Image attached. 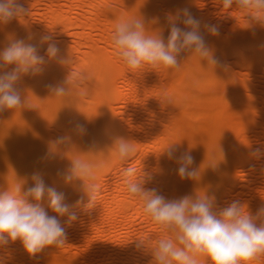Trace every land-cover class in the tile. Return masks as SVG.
Returning <instances> with one entry per match:
<instances>
[{"label":"rangeland","instance_id":"obj_1","mask_svg":"<svg viewBox=\"0 0 264 264\" xmlns=\"http://www.w3.org/2000/svg\"><path fill=\"white\" fill-rule=\"evenodd\" d=\"M22 2L25 4L26 7L29 8V14L26 16H19L17 19L14 20V21L17 20L18 22L23 21L19 23L20 26L17 25L18 24L17 22H14L17 24L15 27L11 28L12 26H14L13 21H11L10 28H8L7 30V27H9V23L0 24V51L2 47L6 48L11 41L17 38H26V36L34 34L33 32L35 31L37 34V41H32L31 43H37L41 32L42 33L45 32L46 29L47 31H51L48 30V28L51 29L52 27L51 28L47 27L51 25L50 16H52V12L48 7L49 0H22ZM54 2L55 4L53 6L55 7V9L58 10L60 13L62 12V14L68 12L69 16L72 18L70 21L73 22L72 23L73 25H71V27L69 28L67 27L66 20L64 18H61L59 19V21L61 22L60 23L58 22L59 25L55 26V29L52 28L51 32H46V33H52L56 37L61 47V54L62 56L65 57L67 61L64 64H58L54 60L53 63L54 66L59 65L57 66L58 70H56L57 72H59L61 76L59 81L60 82L64 80L67 81L66 84L67 94L52 95L50 91L44 86L48 83H53L55 85L56 83L59 82V81H56V83L51 82L53 77H55L56 75L54 69L52 71L47 72L45 76L46 78L43 77L44 79H40V75L36 77L26 76V78L28 79L26 80V82L23 81V79L25 78L24 77L22 78L21 82L18 83L17 87L21 90L22 95L27 98V102L20 109L18 108L17 110L0 111V187H1L0 190H6L7 188L12 189L16 187L19 183H23V182H26L25 187L31 185L32 184L31 174L33 173V171L39 170L44 174L45 182L50 185L54 183L58 191H64L66 193V196L68 197L67 200L71 198V200L67 202L69 204H73L77 199V193L79 191V184L81 183V181H76V184L71 187L65 185L63 180L56 176V173L58 169H63L69 166L68 163L72 162L73 160L72 158L74 159L79 158V159L87 160L94 165H99L95 173L94 183L98 185L100 191L96 197V203L91 208L85 209L83 207H77L72 209L78 214L79 220L72 223L71 226H66L68 239L63 247L61 248H57L55 246L47 247L41 253H39L36 258H29V256H27L25 260H23L22 255L19 253L13 259L9 258L8 260L7 255H8L9 247L7 249H0V257L6 258V264H63V263L64 264H120V263L130 264L131 262H135V260L137 264H154V261H151V258H149L150 252H148L147 249L154 248L160 239H167V237L169 238L171 234L167 230H165L161 225L155 224L156 222H154L151 219V217L145 213L143 208L144 205L139 206L140 204L138 202H140L141 200L139 199L138 201V198L133 197L128 192L125 180L122 176V172L123 169L128 167L129 165L135 169L136 176H142L143 171L153 173L155 175V181L147 186L156 187L161 194L165 195L166 198L169 199L176 198L175 194H178V196L180 197L186 194H190L193 196L197 195L203 198V196L205 195L203 193L206 192L209 194L214 193L216 196V207L213 209V211H219L223 207L227 206V204L233 199H239L245 205L247 206L249 205L248 208L250 209V211L253 210L255 211L254 208L258 206L259 201L264 203L263 201L264 199H262V197L264 198V160H253L249 156L248 148L244 152L243 150L237 149L235 147L236 143L234 144V139H236V134L234 128L232 127L231 121H229L230 120L229 116L219 121L212 119L210 116H201V115L195 117L194 118L195 120L193 118L188 119V121H190L192 124L196 126L194 128H188L183 123L178 124L175 120L168 118L167 116L169 114L168 111H171L170 109L171 108L173 109L175 107L174 101H172L173 100L172 99L161 102L162 98L159 99L158 93H160L159 91H163V90H164L163 94L168 93L167 90H169V92L171 90L168 88L172 87L169 85L172 84L173 86L177 85L178 82L176 83V81L179 80L177 78L178 77L177 75L182 72L180 68H176L177 70L175 69L174 71L175 73L172 72L171 74V72H168L167 74L166 71V73L164 74V71H162L163 68L161 67L152 68L149 66H145L146 67L145 75L142 79H140V81L141 80L142 81L140 82L138 79L137 88L135 89V91L131 92L132 94H129L130 96L131 95L133 96V97L131 96L133 99H131V97L129 96L130 97L129 99H131L133 102L132 101L126 102L127 100H129L126 98L128 96L125 95L126 87L123 88V86H126V84L124 82H120L122 81L120 79V75L116 74L119 73L120 67L126 64L120 58L117 50L114 47L113 41H111L116 27L112 29L113 27L111 26L110 23H108V21H110V18L113 14H119L126 8L124 7L126 0L125 1L114 0L108 3L106 1V3L97 6L95 4L96 3L95 0L94 1L93 0L92 1L91 0H54ZM140 4H142V6L145 7L140 6L138 8H135L136 11L133 10L132 14L134 13L136 15L137 13V15L140 16L139 18L145 20L144 23H148L149 21L152 20L157 21L156 19L157 16V18H159L158 20L160 21L159 24L160 27L159 25H157V23H156L157 26L155 25V27H158V30H160L159 32L165 34H168L166 32H168L169 15L176 14L180 9H184V8H188L193 13V15L201 18L203 21L220 24L221 38L220 37L215 38L210 36L203 29V27L201 28V33L204 34V36L206 35L205 39L206 41H208L213 45L215 49V53L217 55L222 54L220 55L222 56V58H219L220 62L223 64L222 65L220 63L222 67L220 65L212 66L211 64H208L206 61H201L200 57L196 55L193 51L185 50L184 53L183 52L181 53V55L183 54L182 56L180 54L178 56L179 58L181 56L182 59H186L185 61L179 59L178 62L181 64L187 63L189 73L190 74L193 73L192 76L193 78H191L190 76L188 80H185L184 83H182L183 85L179 84L178 86L179 87L182 86L186 91H190L192 93L193 90H195L194 94H196L198 97L196 99L197 102H195V100L193 99H191L192 101L191 102L186 95L185 97L181 96L180 100L182 104L184 101L183 105L185 107L188 108L190 106L189 108H191L192 105V107L197 108V109L195 108L196 110L200 108L199 111H202L201 108H208L211 111L216 110L218 108V104L220 105V102L222 100L220 101L217 99L216 92L214 91L226 95L228 92H230L229 94H232L234 92L235 93L237 92L238 94H242L241 93L242 91L243 94L247 93V95L244 94L245 95L244 98H246V96L247 98H249L248 96L254 95L251 96L253 99V101L251 100V102L252 104L255 102L258 104L255 103L253 104L254 106L252 107L257 108V111H260V113L264 115V93H263L264 70L262 69L264 68V14L259 15V21H258L251 16V14L255 15L254 13L249 14L250 10H241L236 4V0H233V7L231 10L222 7V0H161V1L140 0ZM122 8L123 10H120ZM70 11L72 14L70 13ZM170 11L171 13L169 14ZM166 13L168 14L166 15ZM138 16L136 17L137 19ZM148 16L150 20L146 19ZM66 19H70V18L68 17ZM24 20H29L30 23H28L27 30L23 31L21 29V24L25 23ZM92 20L98 21L97 23L101 24L103 27L101 25H96V27L88 26L89 21L91 22ZM127 20H131V17L127 18ZM254 22L255 24H257L258 22V24L255 25ZM239 23L241 25L243 23L246 24V27L242 25V28L244 27L247 30L243 28L245 30L243 32V30L239 28L241 27ZM46 24L47 26L45 28ZM84 24L85 26H87L86 29L84 27ZM104 25L107 26V27L105 26L106 29L104 28ZM235 25L237 26L239 25L238 27L240 29L239 33L241 34L238 33L239 35L237 34V36L235 35L232 36L230 32L233 31L231 29H236L233 28L236 27ZM3 26H4V30H3ZM256 26L259 28H257ZM57 27L60 28L58 29ZM181 27H183V25H181ZM43 28L45 31L43 30ZM65 28L67 30H65ZM12 29L13 30L18 29L19 32L12 31ZM156 30L157 29L155 30L152 29L150 36L155 37L156 35H158L157 34L158 31L156 32ZM83 31L85 32V34L82 33ZM9 32L10 34H12V36L9 34ZM22 32L23 34H21ZM64 32H66V34ZM154 32H156V35H154ZM261 37L263 38V40L261 39ZM224 39H227L225 40L226 42H224ZM244 41L246 42V44L244 43ZM87 42H89L88 44L91 43V45H95L96 50L100 48L99 51L105 52V50L107 49L112 59L115 58L114 61L112 60L113 63L111 62V64L108 67L106 66V68L105 65H102L101 68H100L101 65H99V67L95 66L96 70L94 66L89 67L90 69L89 68L83 69L81 67L82 62L80 63V61L78 60L81 57H83V55H88L90 53V50L91 51L93 50L91 46H87L88 44H85ZM219 42H221L222 44ZM237 42L238 43L240 42V45ZM95 43L99 46V48ZM3 44L4 46H2ZM225 46H226L225 49H228L227 50L228 52L223 51L225 50L224 49ZM46 47L47 45H44L40 49L41 55H45ZM73 47H75L76 50L71 51ZM241 48H243V50L242 51L240 50V52H244V53L238 52L239 50L237 49H241ZM256 48L259 51L255 50V52H253L254 49ZM250 50L252 52L249 53ZM229 52L230 54H228ZM256 53L257 54L260 53V54L256 55L255 57L254 54ZM231 54L233 55V57L234 55L236 56V58L234 57L236 60L238 59L237 55L239 56L241 54H242V58H245L246 60L248 59L253 60L255 58L254 63H249L250 65H247L248 62L246 64V61L244 63H241L242 65H237L238 67H236L234 64L235 66L234 71L239 73L240 79L237 76L238 74L236 75L234 72H232V67L234 68V66H232L233 57L229 56ZM224 57H226L227 59H224ZM261 61L263 62L262 68L259 64V62ZM227 65L229 67H227ZM258 65L260 67H258ZM11 67L12 66H9V68ZM61 67H63V69ZM75 67L77 68V70L75 69ZM113 67L116 71L118 69V71L115 72ZM78 69L83 71L82 72L78 71ZM5 70H10V69H5ZM53 72L55 73V75ZM137 73H138L137 76H139V70L137 71ZM79 74H83L84 78H86V81L81 82V86L80 83H78L77 80L75 79V77ZM173 74H176L175 75L176 78L174 77V81L176 79L175 83H173L174 81L172 80ZM212 77L214 78L213 79L214 81L215 80L217 81V83L212 81L211 79ZM223 77L227 79V82L220 81V78ZM241 77L243 79H241ZM194 78H196V80H198L199 82H197ZM210 79L212 82L209 81ZM34 80L38 81L41 85L38 84L37 87L32 91L28 86V83H32V81L36 82ZM234 82L237 83L231 84ZM123 83L125 85H123ZM250 83L253 84L251 85ZM78 84L80 87H78ZM88 84H91L92 88ZM157 84L158 87L159 88L161 87L162 90H159ZM218 84H222V85L219 86ZM186 85L187 87L190 85V87L188 88L191 89H188ZM86 87H90V89L89 88L86 89ZM249 88L252 90L250 91ZM146 89L150 90L151 93L149 94L144 93L143 90L145 91ZM155 89L159 91L154 92ZM34 93L36 95L38 93V95L36 96ZM152 93L154 95H152ZM171 93H173V95L175 94L174 96L172 95V98L178 95L177 90L176 91L171 90L170 94ZM150 94L154 97H150ZM95 95L99 96L98 102L92 101L94 98V97L92 98V96ZM120 95L122 96L120 97ZM204 95H207V98H210L211 95H213V97L211 96V98L208 100ZM214 95L217 100L214 98ZM161 96L162 94L160 95V97ZM228 96L229 95H227L226 98L229 100L230 97ZM242 96L241 95L235 96L234 99H230L229 101L226 100V98H224L223 104L226 101V103L224 104L226 108H230V110L234 108L235 112L233 111L232 112L236 114L237 109L239 110L242 104H244L243 102L245 103L247 102L246 100L244 101V98ZM104 97L106 98L107 101L104 100L105 99ZM146 97L148 99L150 97V99L146 100ZM134 98L136 99L134 100ZM85 99H87V101L88 99L91 101L85 102ZM82 102L83 103L85 102L86 107L84 106V104H82ZM87 103H89L90 107L91 106L93 107L91 108H89V106L87 107L88 105ZM187 103L189 104V106ZM110 104L111 106H109ZM235 108L237 109L235 110ZM195 109L191 108L189 110L195 111ZM82 112L84 114H82ZM153 112L157 117L152 116V114L154 115ZM80 113L82 114V116L85 115L83 119H81V117H78ZM158 113L160 114L158 115ZM163 115H166L167 118ZM88 117H90V119ZM120 118L121 119L123 118V120H121ZM163 118H165V120H163ZM85 119L86 122L83 121ZM77 120L87 124L88 126L87 136L78 137L74 133H72L71 131L72 123L76 122ZM112 120H113V124L115 123L116 125L114 124L113 126L112 123L111 124L109 123ZM198 120L199 122H197V124L198 123L199 124L197 126L196 121ZM122 123L126 126H124ZM161 123L162 126H160ZM171 124L172 126L178 128V130L180 128L179 131L182 133L179 136L180 138L174 135V137H172L171 144L165 143V146L163 147L164 143L163 144L159 143L155 147V150L149 147L148 149L150 150V152L147 150V147H145L146 150L145 148L144 150L143 149L139 150V148L143 144L141 142L144 140L145 136H147L150 132L152 137L155 135L154 138L155 137L159 138L158 139L159 142L162 139L165 140L164 135L166 133L164 132L165 130L166 132L167 130H169ZM199 125L201 126L199 127ZM111 126L112 128H114L113 130ZM116 127L119 128L117 129L118 131H115ZM256 128L257 127L254 126V128L248 130L249 132L247 133L245 132L244 134L243 141L247 138V140L244 141L247 147L249 146L248 141H250V145L264 144V137L261 138H259L260 136L258 137V133H256L257 131ZM156 129L158 132V136H156L157 133ZM194 129L196 130L194 131ZM60 130L61 133L59 134ZM109 130H111V132L108 133ZM114 131L118 133L115 135ZM67 132H69L70 134ZM53 133L55 134L56 137L68 134L72 137L71 142H69V144L65 143L67 146L65 144L53 145L52 141H54V139H52V137L50 138V135H53ZM152 133H154V135ZM186 133L188 136L190 134H194V138L191 137L193 139H187L188 136H186ZM231 133L234 135H232ZM113 134L115 135V137L113 136ZM132 135H133L132 137L133 140L131 139ZM183 135H185L186 137H183ZM109 136L110 138H108ZM124 137L125 139L127 137L131 139L135 151L131 159L124 162H120L117 159L116 154L113 150V144L116 138H124ZM188 138H190V136ZM228 138L231 139L230 143L228 141L229 140ZM226 139L228 143L226 142ZM232 140L234 147L231 145ZM174 142L175 144H181L183 149L190 150L191 154L195 158L196 163L194 166L200 169L199 175H197L194 179H184V180L178 178V176L176 175L174 177L175 180L173 179V177L171 180L167 179L170 180L171 183L170 182L166 183L167 181H164L163 183L159 181L160 180L159 178H157V176L162 177L161 174L163 173L164 175V173H166L167 170L166 168L167 165L165 163L167 159L165 160L164 158L163 159L164 161L162 160L160 162L162 157H164L161 154H163L165 150ZM106 143H107V147L105 146ZM136 143L139 144L140 146L137 145ZM136 145L139 146V148ZM166 145H168V147ZM54 146H56V148ZM193 146H195V148ZM196 148L198 149L196 150ZM151 150L153 151V153L151 154L153 157L151 158V156L150 157L148 156V158L151 159L148 158L147 160L143 159L145 156L144 154L151 153ZM49 151L55 153V156L42 159L43 157H45V154ZM154 152L156 153L157 156L155 155ZM69 153H72L71 157ZM65 154L68 155L65 156ZM66 157L71 158L72 160L69 159L70 161H68L67 160L68 158ZM97 159H99V161ZM149 160L152 161V162L150 161L152 163L150 165H149L150 163ZM100 172L102 175L100 174ZM99 174L101 175L100 177ZM214 175L221 177L220 179L222 180L220 181L221 184L220 183L217 184L216 182H214V178H216V176ZM210 179L211 180L213 179L212 180L213 182ZM159 186L161 189L159 188ZM118 194L119 195L121 194L120 197L117 196ZM116 197L117 199L119 197V200H117ZM119 202L120 205L118 204ZM113 206H118V207L114 208ZM138 207H140L142 210V211L141 210L138 211L139 214L137 211L135 213V210L136 208L138 209ZM117 208L122 212L121 211L117 212L118 210ZM112 211H114L115 213ZM105 217L109 219H106ZM61 220L62 223L66 222L67 217H63L61 218ZM260 222H261L260 220H257L258 224ZM135 240L146 241V250L142 252L137 251L135 249ZM22 249L23 247H21V251ZM58 255H60V258ZM62 255L64 256V258L62 257ZM56 256L58 257V260L56 259L57 258ZM146 256L148 260L146 259ZM134 257L135 259H133ZM132 259L133 261H131ZM197 260H198V264H211V261L203 256L197 257ZM246 264H264V255L260 256L258 259L246 262Z\"/></svg>","mask_w":264,"mask_h":264},{"label":"clouds","instance_id":"obj_2","mask_svg":"<svg viewBox=\"0 0 264 264\" xmlns=\"http://www.w3.org/2000/svg\"><path fill=\"white\" fill-rule=\"evenodd\" d=\"M236 4L241 10H250L249 14L254 12L251 16L256 20L264 14V0H236ZM222 7L231 10L233 0H222ZM28 14L29 8L22 0H0V24ZM168 20L166 38L162 32L155 37L147 35L142 18L124 20L116 25L113 44L129 69L178 68V56L185 50L193 51L201 61L212 66L220 65L213 45L201 33L203 27L210 36L219 38V23L203 21L188 8L180 9ZM31 41H37V34L17 38L0 51V111L17 110L25 105L27 98L17 87L23 77L41 75L50 61L67 62L52 33L39 35L37 43ZM44 45H47L45 55H41ZM75 79L86 81L83 74ZM66 84L64 80L55 85L48 83L45 87L52 95H66ZM71 131L78 137H85L88 126L76 121ZM71 139L70 135L58 136L52 144L69 143ZM113 150L120 162L131 159L135 151L131 140L125 138H116ZM248 152L251 159L264 160V144L249 145ZM162 155L175 161L174 171L180 179H194L199 175L194 156L181 144L170 145ZM54 156L55 153L49 151L42 159ZM98 167L77 158L69 166L57 170L56 176L65 185L72 187L76 181H81L73 204L67 202L66 193L58 191L54 183L47 184L39 170L31 174V185L25 187L26 182H23L12 189L0 190V249H7L19 241L29 258H36L47 247H63L68 239L66 226L79 220L72 209H87L96 203L100 191L94 183ZM122 176L130 195L143 201L145 213L171 234L167 239H160L154 248L147 249L154 264H198L200 256L206 257L211 264H246L264 255V203L253 213L242 201L233 199L219 211H213L216 207L214 193L206 192L203 198L186 194L169 199L156 187L147 186L155 181L151 172L143 171L142 176H136L135 169L129 165L123 169ZM63 217H67V221L62 223ZM257 220L261 222L258 224ZM135 249L146 250V241L135 240ZM0 264H6V258L0 257Z\"/></svg>","mask_w":264,"mask_h":264},{"label":"bare ground","instance_id":"obj_3","mask_svg":"<svg viewBox=\"0 0 264 264\" xmlns=\"http://www.w3.org/2000/svg\"><path fill=\"white\" fill-rule=\"evenodd\" d=\"M92 1V0H91ZM94 1V0H93ZM106 1H107V3L108 2H111V1H114V0H95V4H96V6L97 5H101V4H104V3H106ZM123 1H125V0H123ZM158 1H161V0H158ZM58 2V1H57ZM48 3V2H47ZM46 3V4H47ZM128 3V4H127ZM154 3V2H153ZM156 3V2H155ZM49 4V5H48ZM47 5H48V7L50 8V10H51V12H52V16H50L51 17V22H50V24L51 25H49L47 22V24L49 25V26H47V24L45 25V28H46V26L47 27H52L53 29H55V26H58L59 25V23L61 22V21H59V19H61V18H64L65 20H66V22H67V27H71V25H73L72 23L73 22H71L70 20L72 19L70 16H69V14H68V12L66 13H63L62 14V12L60 13L58 10H56L55 9V7L53 6L54 4H55V2H54V0H49V3H48ZM57 4V3H56ZM123 4H124V2H123ZM146 4V3H145ZM127 5V6H126ZM148 5V4H147ZM166 5V4H165ZM140 6H142V4H140V0H126V3L124 4V7H126L124 10H123V8L122 9H120V10H123L121 13H119V14H113L114 13V11H113V15L111 16V18H110V21H108V23H110L111 24V26L113 27L112 29H114V27H116V25L119 23V22H121V21H124V20H127V18H129V17H131V19H137L136 17L138 16L137 15V13H136V15L133 13L132 14V11L133 10H135V8H138V7H140ZM168 6V5H167ZM54 7V8H53ZM142 7H145V6H142ZM147 7V6H146ZM118 8V7H117ZM153 8V7H152ZM195 8V7H194ZM178 9V8H177ZM63 10V9H62ZM136 11V10H135ZM48 12H49V10H48ZM70 13H71V11H70ZM171 13V11L169 12V14ZM254 13V12H253ZM51 14V13H50ZM68 14V15H67ZM72 14V13H71ZM168 13H166V15H167ZM255 14V13H254ZM142 15V14H141ZM170 16V15H169ZM70 18V19H66V18ZM139 17L140 16H138V19H139ZM145 17H146V15H145ZM76 18V17H75ZM74 18V19H75ZM20 19V18H19ZM22 19V18H21ZM26 19V18H25ZM146 19H148V20H150L149 19V16L146 18ZM156 19H157V21H149L148 23H145V26H146V29H147V35H149L150 36V33H151V30L153 29V30H155V29H157L156 30V32L158 31V33L157 34H159V31L160 30H158V27H155V25H156V23H157V25H159L160 24V21L158 20L159 18H157V16H156ZM155 19V20H156ZM64 20V21H65ZM68 20V21H67ZM63 21V20H62ZM73 21V20H72ZM145 21V20H144ZM259 21V20H258ZM14 22H17V23H14ZM20 22H23V21H14L13 20V25L14 26H12V24H11V28H13V27H15L16 26V24L17 25H19V23ZM24 22L25 23H23V24H21V29L24 31V30H27V28H28V23H30L29 22V20H24ZM59 22V23H58ZM79 22V21H78ZM85 22V21H84ZM98 21H96V20H92L91 22L89 21V24H88V26H90V27H93V26H95L96 27V25H101V24H98L97 23ZM261 22V21H260ZM62 23H65V22H62ZM61 23V24H62ZM100 23V22H99ZM103 23V22H102ZM163 23V22H162ZM162 23H161V25H162ZM77 24V23H76ZM76 24H74V25H76ZM169 24V23H168ZM240 24V23H239ZM254 24H255V22H254ZM257 24H258V22H257ZM257 24H255V25H257ZM156 25V26H157ZM242 25H244V27H246V24H242ZM242 25L240 24V26L241 27H239V25L237 26V25H235L236 27H233V28H236V29H231V30H233L232 32H230V34H232V36L233 35H235V36H237V34L240 32V29H242L243 30V32L245 31L244 29H246V28H242ZM5 26H7V25H5ZM20 26V25H19ZM32 26V25H31ZM102 26V25H101ZM106 25H104V28L106 29V27H105ZM169 26V25H168ZM250 26V25H249ZM248 26V27H249ZM258 26H260V25H258ZM74 27V26H73ZM72 27V28H73ZM84 27H85V29H86V27L87 26H85V24H84ZM103 27V26H102ZM152 27H154V28H152ZM159 27H160V25H159ZM240 29H239V28ZM257 27V26H256ZM8 28H10V23H9V27H7V30H8ZM17 28V27H16ZM42 28V27H41ZM52 28L51 29H49L48 28V30H51L52 31ZM58 28V27H57ZM57 28H56V30H57ZM60 28V27H59ZM58 28V29H59ZM63 28V27H62ZM109 28H111V27H109ZM252 28V27H251ZM257 28H259V27H257ZM19 29V28H18ZM13 30L12 29V31H18L19 32V30ZM64 29V28H63ZM3 30H4V26H3ZM43 30H44V28H43ZM65 30H67L66 28H65ZM65 30H63V31H65ZM110 30V29H109ZM247 30V29H246ZM12 31H10V32H12ZM45 31V30H44ZM51 31H47V29H46V31L45 32H43L44 34H47L46 32H51ZM10 32H9V34H10ZM156 32H154V35H156ZM228 32V33H229ZM33 33H35L36 34V31L35 32H33ZM42 32H41V34H43ZM65 34H66V32H64ZM82 33H84L85 34V32L83 31ZM166 33H168V32H166ZM260 33V32H259ZM15 34V33H14ZM16 34H17V32H16ZM15 34V35H16ZM21 34H23V32L21 33ZM40 34V35H41ZM164 34V36H165V38L167 37V35L168 34H165V33H163ZM229 34V35H230ZM239 34H241V33H239ZM238 34V35H239ZM245 34V33H244ZM250 34V33H249ZM253 34V33H252ZM11 36H12V34H10ZM25 35V34H24ZM26 35H28V34H26ZM204 35V34H203ZM17 36V35H16ZM157 36V35H156ZM206 36V35H205ZM207 36H209V35H207ZM231 36V35H230ZM263 36V35H262ZM27 37V36H26ZM207 38V37H206ZM221 38V37H220ZM107 39V38H106ZM108 39H110V38H108ZM223 39V38H222ZM221 39V40H222ZM260 39V38H259ZM261 39L263 40V38L261 37ZM225 40H227V39H224V42H226ZM253 40V39H252ZM111 41H113V40H111ZM223 41V40H222ZM32 42V41H31ZM106 42V41H105ZM214 42H216V41H214ZM218 42V41H217ZM89 42H87V43H85V44H88ZM219 43H221V42H219ZM238 43V42H237ZM244 43L246 44V42L244 41ZM248 43V42H247ZM96 44V43H95ZM222 44V43H221ZM225 44V43H224ZM239 45H240V42L238 43ZM243 44V43H242ZM244 44V45H245ZM259 44V43H258ZM97 45V44H96ZM231 45V44H230ZM2 46H4V44L2 45ZM87 46H91V48L93 49L92 51L90 50V53L88 54V55H83V54H81V55H83V57H79L80 59L78 60V61H80V63H81V67L84 69V68H89V67H99V65H101L100 66V68L102 67V65H105V68H106V66L108 67L110 64H111V62H112V60L114 61V59H112V57H111V55H110V53H109V51L106 49L105 50V52H103V51H99V46H98V50H96V46L95 45H91V43L90 44H88ZM226 46H228V45H226ZM226 46L224 47V49L226 48ZM76 47V46H75ZM75 47H73V49L71 50V49H69V50H71V51H73V50H76V48ZM236 47V46H235ZM248 47V46H247ZM3 48L4 47H2L1 48V51L3 50ZM72 48V47H71ZM75 48V49H74ZM88 48H90V47H88ZM218 48H219V46H218ZM239 48H240V46H239ZM46 49V48H45ZM217 49V48H216ZM249 49H250V47H249ZM222 50V49H221ZM228 49H225V50H223L224 52L225 51H227ZM235 50V49H234ZM237 50H239L238 52H240V50L242 51L243 50V48H241V49H237ZM245 50V49H244ZM255 50H258L257 48L256 49H254V51L253 52H255ZM71 51H69V52H71ZM88 51V50H87ZM259 51V50H258ZM44 52V51H43ZM77 52V51H76ZM219 52V51H218ZM228 52V51H227ZM230 52H232V51H230ZM230 52L228 53V54H230ZM250 52H252L251 50L249 51V53ZM257 52V51H256ZM71 53H73V52H71ZM75 53V52H74ZM184 53V52H183ZM220 53H221V51H220ZM240 53H244V52H240ZM258 53V52H257ZM254 54L255 55V57H256V55H259V54ZM77 54V53H76ZM216 54V53H215ZM236 54V53H235ZM238 54V53H237ZM116 55H118V54H116ZM181 55V54H180ZM183 55V54H182ZM181 55V56H182ZM217 55V54H216ZM220 55H222V54H220ZM220 55H217V56H220ZM232 55V54H231ZM231 55H229L230 57H233V55L231 56ZM71 56V55H70ZM181 56H180V58L178 57V60L179 59H182L181 58ZM262 56V55H261ZM234 57L236 58V56L234 55ZM233 57V61L235 62H233L232 61V66H234V64H235V66L236 67H238L237 65H242L241 63H244L245 61H246V64H247V62H248V64L247 65H250L249 63H254V60H255V58L254 57H252V58H254L253 60H246L245 58H242V54L241 55H237V60L235 59ZM241 57V58H240ZM219 58H222V56H220ZM258 58V57H257ZM224 59H227L226 57H224ZM236 61H235V60ZM83 60V61H82ZM182 60H186V59H182ZM223 61V60H222ZM228 61V60H227ZM257 61V60H256ZM225 62V61H224ZM231 62V61H230ZM229 62V63H230ZM53 63H54V60L53 61H50V62H48L45 66H44V71H43V73L40 75V79H44L43 77H45L46 76V73L47 72H49V71H52L53 69L55 70V72H56V75H55V73H54V75H55V77H53V79L51 80V82H55L56 83V81H59L60 80V78H61V76H60V74H59V72H57L56 70H58V67L57 66H59V65H55L56 66V68H55V66L53 65ZM79 63V64H80ZM113 63V62H112ZM183 63V62H182ZM257 63V62H256ZM255 63V64H256ZM59 64V63H58ZM222 64V63H221ZM227 64V63H226ZM259 64H260V66H261V68H262V66H263V62L261 61V62H259ZM223 65V64H222ZM219 66V65H218ZM221 66V65H220ZM225 66V65H224ZM232 66H230V67H232ZM235 66H234V68L232 67V72H234L237 76H238V78H239V73H237L236 71H234V69H235ZM259 65H258V67H260ZM64 67V66H63ZM63 67H61L62 69H63ZM76 67H77V65H76ZM75 67V69L77 70V68ZM80 67V68H81ZM96 67H95V70H96ZM192 67V66H191ZM222 67V66H221ZM227 67H229L228 65H227ZM161 68H163L162 69V71H164V74L166 73V71H167V74H168V72H171V74H172V72H174L175 71V69L176 68H174V69H168V68H164V67H161ZM178 68H180L181 70H182V74L181 73H179L177 76V78L179 79H177L178 81H176V79H175V81H176V83H177V85H175V86H173V84L172 85H169V86H172V87H170V88H168V89H171V90H177V92H178V95H176V97H173L172 98V95H173V93H171L170 94V92H171V90H170V92H169V90H167V92L168 93H165V94H163V91H159V90H162L161 89V87L159 88L158 87V84H157V87L159 88V92L160 93H158V95H159V99L160 98H162V101L161 102H163V101H168V100H172V101H174V108L172 109H170L171 111H168L169 112V114H168V112H167V116H168V118H171V119H173V120H175L178 124H184L186 127H188V128H194V127H196L194 124H192L190 121H188V119H194L195 117H198V116H210L212 119H215V120H217V121H219V120H221V119H223V118H225V117H227V116H229L230 117V120L229 121H231V124H232V127L234 128V130H235V134H236V139H234V144H235V147L237 148V149H240V150H243L244 152L247 150V145L244 143V141H246L247 140V138L243 141V139H244V134H245V132L247 133V132H249L248 130H251L252 128H254V126H256L257 128V131H256V133H258V137L259 138H261V137H264V115H262V113H260V111H257V108H254V107H252V106H254L253 104H255V103H253L252 104V102H251V100L253 101V99H252V97L251 96H254V95H251V96H248L249 98H247V96H246V98H244L245 97V95H247V93L244 95L243 94V92L241 91V93L242 94H238L237 92L235 93H232V94H229L230 92H228L227 93V95H229L228 97H230L229 98V100L230 99H234L235 98V96H238V95H244V96H242L243 98H244V101L246 100L247 102L245 103V102H243L244 104H242V106L239 108V110L237 109V108H235V110L237 109V111H236V114H234L233 112H235L234 111V108H232L231 110H230V108H226V106L224 105L225 103H226V101L224 102V104H223V101H224V98H226V94H220V93H218L217 91H214V92H216V97H217V99L218 100H222L221 102H220V105L218 104V108H217V105H216V110H209L208 108H201L202 109V111H199V109L200 108H198V110H196L194 107H192V105H191V108L192 109H195V111H190L189 109H191V108H189L190 106H189V104H188V108L187 107H185L183 104H184V101H183V104H182V102H181V96H183V97H185V95L187 96V98L191 101V99H193V100H195V102H197V95L196 94H194V91L195 90H193V93L192 92H190V91H186L185 89H184V87H179L178 85L180 84H182V83H184V81L185 80H188V78H190V76H191V78H193L192 76H193V73H189V71H188V66H187V63H185V64H181L180 63V66L178 67ZM255 68V67H254ZM260 68V69H261ZM90 69V68H89ZM92 69V68H91ZM109 69V68H108ZM113 69H114V67H113ZM145 69H146V67H144L143 69H141V70H139V76H137L138 75V73H137V71L136 70H132V69H129L126 65H123V66H121L120 67V70H119V73H116L117 75L119 74L120 75V79L122 80V81H120V82H124L125 84H126V86H123V88L124 87H126V94L125 95H127L128 97H126L127 99H129L131 96L129 95V94H132L131 92H133V91H135V89L137 88V81H138V79H139V81H140V79H142L143 77H144V75H145ZM230 69V68H229ZM259 69V68H258ZM263 70H264V68H262ZM261 69V70H262ZM75 70V71H76ZM177 70V69H176ZM217 70V69H216ZM262 70V71H263ZM78 71H83V70H79L78 69ZM114 71L115 72H117L118 71V69H117V71L114 69ZM212 71V70H211ZM260 71V70H259ZM179 72V71H178ZM52 73V72H51ZM50 73V74H51ZM89 73V72H88ZM175 73V72H174ZM226 74V73H225ZM49 75V74H48ZM174 75V76H173ZM172 75V77H173V81H174V77L176 78V74H173ZM210 76H211V74H210ZM84 77V76H83ZM139 77V78H138ZM141 77V78H140ZM233 77V76H232ZM257 77V76H256ZM24 78V77H23ZM46 78V77H45ZM33 79V78H32ZM195 80H196V78H194ZM206 79V78H205ZM208 79H209V77H208ZM212 79V81H214L213 79V77L211 78ZM211 79L209 80V81H211ZM240 79V78H239ZM241 79H243L242 77H241ZM252 79H254V78H252ZM256 79H258V78H256ZM26 80H28L26 77L23 79V81H25L26 82ZM91 80H92V78H91ZM202 80V79H201ZM229 80V79H228ZM30 81V80H29ZM34 81H36V80H34ZM116 81V80H115ZM142 81V80H141ZM140 81V82H141ZM175 81L173 82V83H175ZM189 81H191V80H189ZM197 82H199L198 80H196ZM211 81V82H212ZM220 81H222V82H227V79L225 78V77H223V78H220ZM233 81V80H232ZM250 81H253V80H250ZM21 82V81H20ZM60 82V81H59ZM76 82V81H75ZM139 82V83H140ZM214 82H216L217 83V81L215 80ZM229 82V81H228ZM77 83V82H76ZM78 83H80V86H81V82H78ZM123 83V85H125ZM188 83V82H187ZM186 83V84H187ZM194 83V82H193ZM237 82H234V83H231V84H236ZM38 84H40L38 81H36V82H33L32 81V83H28V86L30 87V89L33 91V89H35L36 87H37V85ZM118 84V83H117ZM122 84V83H121ZM169 84V83H168ZM189 84H191V83H189ZM251 84V83H250ZM249 84V85H250ZM253 84V83H252ZM251 84V85H252ZM41 85V84H40ZM42 85H44V84H42ZM88 85H90V87H91V84H88ZM139 85V84H138ZM141 85V84H140ZM183 85V84H182ZM219 86L220 85H222V84H218ZM241 85V84H240ZM18 86V85H17ZM45 86V85H44ZM77 86V85H76ZM79 86V84H78V87H80ZM148 86V85H147ZM154 86V85H153ZM167 86V85H166ZM168 86V87H169ZM227 86V85H226ZM237 86V85H236ZM24 87V86H23ZM40 87V86H39ZM90 87H86V89L87 88H89L90 89ZM145 87V86H144ZM186 87H187V85H186ZM185 87V88H186ZM188 87H190V85L188 86ZM187 87V88H188ZM250 87V86H249ZM27 88V87H26ZM92 88V87H91ZM94 88H95V86H94ZM119 88V87H118ZM164 88H165V85H164ZM240 88V87H239ZM254 88V87H253ZM80 89V88H79ZM96 89H97V87H96ZM95 89V90H96ZM109 89V88H108ZM188 89H191V88H188ZM241 89V88H240ZM120 90V89H119ZM139 90V89H138ZM249 90L251 91L252 89H250L249 88ZM36 91H37V89H36ZM93 91V90H92ZM122 91V90H121ZM124 91H125V89H124ZM149 91V92H148ZM157 91V89H155L154 90V92H158ZM240 91V90H239ZM89 92V91H88ZM143 92L144 93H146V94H149V93H151V91L150 90H143ZM148 92V93H147ZM220 92H221V90H220ZM263 92V91H262ZM36 93V92H35ZM34 93V94H35ZM99 93H101V92H99ZM218 93V94H217ZM224 93H226V92H224ZM264 93V92H263ZM50 94V93H49ZM135 94V93H134ZM140 94H142V93H140ZM139 94V95H140ZM146 94H144V95H146ZM162 94V96L160 97V95ZM180 94V95H179ZM200 94V93H199ZM253 94H254V92H253ZM36 95V94H35ZM37 95H38V93H37ZM36 95V96H37ZM46 95V94H45ZM152 95H154L153 93H152ZM151 94H150V97H154V96H152ZM175 95V94H174ZM173 95V96H174ZM250 95V94H249ZM99 96H100V94H99ZM99 96H97V95H95V96H92V98H93V100L92 101H94V102H98L99 101ZM103 96V95H102ZM101 96V97H102ZM122 95H120V97H121ZM130 96V97H129ZM206 98H207V95H204ZM212 97H213V95H211ZM211 96H210V98H211ZM133 97V96H132ZM131 97V99H133ZM145 97V96H144ZM150 97H149V99H150ZM203 97V96H202ZM205 97H204V99H205ZM216 97H215V95H214V98L216 99ZM240 97V96H239ZM46 98V97H45ZM85 98V97H84ZM105 98V97H104ZM157 98V97H156ZM201 98V97H200ZM199 98V99H200ZM210 98H207L208 100L210 99ZM33 99H35V98H33ZM119 99H121V98H119ZM126 99V100H127ZM131 99H129V100H127L126 102H131L132 100ZM136 98H134V100H135ZM142 99V98H141ZM148 98L146 97V100H147ZM148 99V100H149ZM154 99V98H153ZM198 99V100H199ZM216 99V100H217ZM83 100V99H82ZM81 100V101H82ZM104 100H106V98L104 99ZM180 100V101H179ZM226 100H228L227 98H226ZM228 100V101H229ZM256 100V99H255ZM88 101L90 102L91 100H89L88 99ZM87 101V99H85V102H88ZM107 101V100H106ZM124 101V100H123ZM34 102V101H33ZM85 102L83 103L82 102V104H84V106L86 105L85 104ZM94 102H93V104H94ZM125 102V101H124ZM133 102V101H132ZM181 102V103H180ZM188 102V101H187ZM192 102V101H191ZM36 103V102H35ZM92 103V102H91ZM108 103H110V102H108ZM144 103H146V102H144ZM186 103V102H185ZM199 103V102H198ZM197 103V104H198ZM88 105H87V107L89 106V103H87ZM126 104H129V103H126ZM132 104V103H131ZM196 104V105H197ZM256 104H258V103H256ZM36 105V104H35ZM34 105V106H35ZM63 105V104H62ZM98 105V104H97ZM143 105H145V104H143ZM195 105V106H196ZM99 106V105H98ZM109 106H111V104L109 105ZM236 106V105H235ZM256 106V105H255ZM86 107V106H85ZM91 107H93V106H91ZM90 106H89V108H91ZM258 107V106H257ZM100 108V107H99ZM101 108H103V107H101ZM147 108V107H146ZM110 109V108H109ZM151 109V108H150ZM154 109H156V108H154ZM169 109V108H168ZM203 109H205V110H203ZM211 109H214V108H211ZM230 111H228V110ZM92 110V109H91ZM90 110V111H91ZM105 110V109H104ZM152 110V109H151ZM233 111V112H232ZM93 112V111H92ZM99 112V111H98ZM154 112H155V110H154ZM153 112V113H154ZM40 113H41V111H40ZM43 113V112H42ZM157 113V112H156ZM82 114H84L83 112H82ZM82 114L80 113V115L78 116V117H81V119H83L84 118V116L85 115H83L82 116ZM99 114V113H98ZM150 114V113H149ZM160 113H158V115H159ZM171 114V115H170ZM95 115V114H94ZM109 115V114H108ZM166 115H163V116H165L166 117ZM171 117H170V116ZM116 116V115H115ZM152 116L154 117V116H156L155 115V113H154V115L152 114ZM162 116V115H161ZM161 116H159V117H161ZM78 117H77V119H78ZM118 117V116H117ZM157 117V116H156ZM36 118V117H35ZM70 118V117H69ZM89 119H90V117H88ZM167 118V117H166ZM121 119V118H120ZM103 120V119H102ZM111 120V119H110ZM121 120H123V118L121 119ZM153 120H154V118H153ZM152 120V121H153ZM163 120H165V118H163ZM168 120V119H167ZM195 120V119H194ZM193 120V121H194ZM209 120H210V118H209ZM18 121V120H17ZM77 121H79V120H77ZM82 121V120H81ZM83 121H85L86 122V119L85 120H83ZM87 121H88V119H87ZM150 121V120H149ZM172 121V120H171ZM21 122H22V120H21ZM105 122V121H104ZM109 122V121H108ZM121 122V121H120ZM119 122V123H120ZM195 122V121H194ZM197 122H199V120L198 121H196V124H197ZM201 122V121H200ZM203 122V121H202ZM216 122V121H215ZM11 123V122H10ZM110 124L112 123L113 124V120L111 121V122H109ZM151 123V122H150ZM172 123V122H171ZM206 123V122H205ZM204 123V124H205ZM89 124V123H88ZM115 124V123H114ZM114 124H113V126H114ZM121 124V123H120ZM123 124V123H122ZM199 124V123H198ZM198 124H197V126H198ZM202 124V123H201ZM231 124H229V125H231ZM2 125V124H1ZM116 125V124H115ZM117 125H118V123H117ZM124 125V124H123ZM149 125V124H148ZM156 125V124H155ZM175 125V124H174ZM124 126H126V125H124ZM123 126V127H124ZM131 126V125H130ZM160 126H162V123H161V125ZM201 125H199V127H200ZM206 126V125H205ZM174 126H172V124H171V126L169 127V130H167V132H166V130H165V132L164 133H166L164 136H165V140H161V137H160V142H159V138H157V137H155L154 138V133H152L154 136L152 137V135L149 133L147 136H145V138H144V140L141 142V143H143L142 145H141V147L139 148V144H137V145H139V146H137L138 148H139V150L140 149H143L144 150V148L145 147H147V150L150 152V150L148 149L149 147L150 148H152L153 150H155V147L157 146V144H159V143H164L163 144V147L165 146V143L166 144H171L172 143V137H174V135H176V136H180L182 133L179 131L180 130V128H179V130H178V128H176V127H174ZM225 127V126H224ZM103 128V127H102ZM106 128V127H105ZM111 128H112V126H111ZM126 128V127H125ZM152 128V127H151ZM159 128V127H158ZM165 128V127H164ZM167 128H168V126H167ZM114 128H112V130H113ZM116 130L115 131H118L117 129H119V128H115ZM132 129V128H131ZM166 129V128H165ZM255 129V130H256ZM152 130H154V129H152ZM196 129H194V131H195ZM254 130V131H255ZM58 131V130H57ZM114 131V133H115V135L118 133V132H115ZM105 132V131H104ZM109 132H111V130H109L108 131V133ZM126 132V131H125ZM155 132V131H154ZM156 132H157V129H156ZM160 132V131H159ZM226 132V131H225ZM61 133V130H60V132H59V134ZM66 133V132H65ZM67 133H69V132H67ZM103 133V132H102ZM107 133V134H108ZM124 133V132H123ZM136 133V132H135ZM162 133V132H161ZM187 133H189V132H187ZM187 133H186V136H188L187 135ZM63 134V133H62ZM70 134V133H69ZM72 134V133H71ZM133 134V133H132ZM160 134V133H159ZM232 134V133H231ZM54 135V136H53ZM53 135H50V138L52 137V139H54L55 140V138H56V136H55V134L53 133ZM66 135H68V134H66ZM115 135L113 134V136L115 137ZM142 135V134H141ZM192 135V136H191ZM218 135V134H217ZM220 135V134H219ZM226 135V134H225ZM232 135H234V134H232ZM257 135V134H256ZM72 136H74V135H72ZM129 136V135H128ZM156 136H158V132L156 133ZM185 135H183V137H186ZM190 136V138H188ZM188 137H187V139H193L194 138V134H190ZM246 136V135H245ZM89 137H91V136H89ZM133 135L131 136V139L133 140ZM191 137H193V138H191ZM218 137V136H217ZM235 137V136H234ZM108 138H110V136L108 137ZM125 138V137H124ZM128 138V137H127ZM126 138V139H127ZM139 138V137H138ZM142 138V139H143ZM180 138V137H179ZM196 138V137H195ZM130 138H128V140H131ZM186 139V138H185ZM229 139V138H228ZM134 140H135V138H134ZM231 139H229L228 141H229V143L231 142L230 141ZM235 140H236V142H235ZM163 141V142H162ZM225 141V140H224ZM102 142V141H101ZM132 142V141H131ZM138 142V141H137ZM179 142H180V140H179ZM178 142V143H179ZM226 142H227V139H226ZM104 143V142H103ZM140 143V144H141ZM198 143V142H197ZM228 143V142H227ZM248 145H250V141H248ZM67 144H69V143H67ZM134 144H135V142H134ZM161 144V145H162ZM173 144H175V142L173 143ZM234 144H233V140H232V146L234 147ZM62 145V144H61ZM66 145V144H65ZM192 145V144H191ZM195 145V144H194ZM204 145V144H203ZM67 146V145H66ZM78 146V145H77ZM106 147H107V143H106V145H105ZM159 146V145H158ZM167 147H168V145H166ZM189 146V145H188ZM55 148H56V146H54ZM53 147V148H54ZM61 147H63V146H61ZM60 147V148H61ZM69 147V146H68ZM143 147V148H142ZM191 147V146H190ZM194 148H195V146H193ZM58 148V147H57ZM65 148V147H64ZM103 148H105V147H103ZM235 148V149H236ZM66 149V148H65ZM69 149V148H68ZM68 149H67V151H68ZM157 149V148H156ZM198 148H196V150H197ZM58 150V149H57ZM70 150V149H69ZM106 150V149H105ZM142 150V151H143ZM145 150H146V148H145ZM59 151V150H58ZM61 151V150H60ZM81 151V150H80ZM146 152V151H145ZM161 152V151H160ZM143 153V152H142ZM153 153V151L151 150V153H145L143 156H144V158L143 159H145V160H147V158H148V156L150 157L151 156V158L153 157L151 154ZM155 153V152H154ZM247 153V152H246ZM72 153H69V155H70V157L72 156L71 155ZM147 154V155H146ZM148 154H150V155H148ZM66 155H68V154H65V156ZM155 155H156V153H155ZM162 155V154H161ZM160 155V156H161ZM243 155V154H242ZM94 156V155H93ZM157 156V155H156ZM104 157V156H103ZM208 157V156H207ZM66 158H68V157H66ZM91 158V157H90ZM95 158H96V156H95ZM101 158V157H100ZM151 158H148V159H151ZM165 157H162V159L160 160V162L164 159ZM209 158V157H208ZM69 159H71V158H68L67 160L68 161H70ZM72 159H74V158H72ZM71 159V160H72ZM98 161H99V159H97ZM165 160H166V158H165ZM98 161H97V164H98ZM151 160H149V162H150ZM164 161V160H163ZM67 162V161H66ZM152 162V161H151ZM149 163V165L150 164H152V163ZM165 163H166V168H167V170H166V173H164V175H163V173L161 174L162 175V177L160 176V177H158L157 176V178H159L160 180V182H163L164 183V181H167L166 183H168V182H170V180L172 179V177H173V179H174V177L176 176V174H175V168L177 167V165H176V163H175V161H169V160H167V161H165ZM69 165H70V162L68 163ZM158 164V163H157ZM62 166V165H61ZM58 168V167H57ZM6 169H8V168H6ZM165 169V168H164ZM230 170V169H229ZM15 171V170H14ZM228 172H230V171H228ZM227 173V172H226ZM100 174H101V172H100ZM99 174V177L102 175H100ZM214 176H216V178H214V182H216L217 184H219L220 183V181H222V180H220L221 179V177L220 176H217V175H214ZM228 177V176H227ZM179 178V177H178ZM204 178V177H203ZM3 179V178H2ZM97 179V178H96ZM167 179H170V180H167ZM177 179V178H176ZM209 179V178H208ZM9 180V179H8ZM175 180V179H174ZM178 180V179H177ZM207 180V179H206ZM211 180V179H210ZM213 180V179H212ZM211 180V181H212ZM179 181H180V179H179ZM182 181V180H181ZM61 182V181H60ZM159 182V183H160ZM209 182V181H208ZM213 182V181H212ZM11 183V182H10ZM171 183V182H170ZM63 184V183H62ZM221 184V183H220ZM159 185H161V184H159ZM170 185V184H169ZM169 185H167V186H169ZM164 186V185H163ZM172 186V185H171ZM63 187V186H62ZM66 187V186H65ZM165 187H166V185H165ZM165 187H163V188H165ZM1 188V187H0ZM159 188H160V186H159ZM170 188V187H169ZM177 188V187H176ZM175 188V189H176ZM211 188V187H210ZM161 189V188H160ZM171 189V188H170ZM171 191V190H170ZM177 191V190H176ZM169 192V191H168ZM203 192H205V191H203ZM171 193V192H170ZM201 193V192H200ZM202 194V193H201ZM203 194H205V193H203ZM121 195V194H120ZM120 195L118 194L117 196H119L120 197ZM72 196H74V195H72ZM119 197H118V199H117V197H116V199L117 200H119ZM175 197L176 198H179L180 196H178V194H175ZM204 197V196H203ZM262 199H264L263 197H262ZM69 200H71V198L69 199ZM69 200H67V201H69ZM73 201H74V199H73ZM138 201H139V199H138ZM264 201V200H263ZM116 202V201H115ZM258 202V201H257ZM256 202V203H257ZM117 203V202H116ZM140 205L139 206H142V205H144L143 204V201L141 200L140 202H138ZM260 203H262V202H260L259 201V204H258V206H256L255 208H254V206H253V208L255 209V211H254V213L256 212V210L260 207ZM115 204V203H114ZM119 205H120V202L118 203ZM116 205V204H115ZM135 206V205H134ZM138 206V205H137ZM249 206V205H248ZM45 207H46V205H45ZM114 208L115 207H118V206H113ZM112 207V208H113ZM111 208V209H112ZM121 208V207H120ZM144 208V207H143ZM252 208V207H251ZM118 209V208H117ZM113 210H115V209H113ZM119 210V209H118ZM117 210V212H120L121 210H119L118 211ZM135 210V209H134ZM141 210V208L140 207H138V209L136 208V210H135V213H136V211L138 212V211H140ZM142 211V210H141ZM252 211V212H253ZM112 212H114V211H112ZM122 212V211H121ZM126 212V211H125ZM115 213V212H114ZM113 213V214H114ZM138 214H139V212H138ZM111 215V214H110ZM113 216V215H112ZM106 218V217H105ZM106 219H109V218H106ZM101 220V219H100ZM103 220V219H102ZM103 222V221H102ZM101 223V222H100ZM155 224H157V223H155ZM155 232V231H154ZM167 234V233H166ZM153 235H154V233H153ZM168 235V234H167ZM166 235V236H167ZM170 235V234H169ZM151 236V235H150ZM87 237V236H86ZM152 237V236H151ZM154 237V236H153ZM166 238V237H165ZM168 238V237H167ZM83 239V238H82ZM84 241V240H83ZM154 246V245H153ZM21 247H22V245L20 244V242L19 241H17L15 244H12L9 248H8V255H7V258H8V260H9V258H14L18 253L19 254H21L22 255V257H23V260H25L26 259V257L28 256V254L25 252V250L24 249H22V251H21ZM52 247V246H51ZM55 252V251H54ZM149 252V251H148ZM59 254V253H58ZM61 254V253H60ZM138 255V254H137ZM59 256V258H60V255H58ZM149 258H151L152 259V257H151V254L149 253ZM57 257V256H56ZM55 257V258H56ZM62 257L64 258V256L62 255ZM62 258V259H63ZM137 258V257H136ZM57 260H58V257L56 258ZM133 259H135V257L133 258ZM133 259L131 260V261H133ZM146 259H147V256H146ZM148 260V259H147ZM131 261H129V262H131ZM121 262V261H120ZM123 263H125V262H123ZM148 263V262H147ZM151 263V262H150ZM64 264V263H63ZM121 264V263H120ZM130 264H137L136 263V260H135V262H131Z\"/></svg>","mask_w":264,"mask_h":264}]
</instances>
